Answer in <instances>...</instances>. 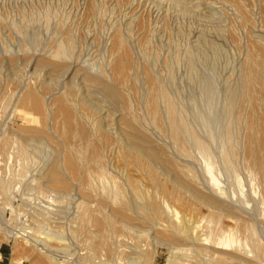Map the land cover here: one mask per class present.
Wrapping results in <instances>:
<instances>
[{
  "label": "rangeland",
  "instance_id": "obj_1",
  "mask_svg": "<svg viewBox=\"0 0 264 264\" xmlns=\"http://www.w3.org/2000/svg\"><path fill=\"white\" fill-rule=\"evenodd\" d=\"M130 16L134 17H132L131 25H127V21L131 18ZM119 31L120 35L118 34ZM114 33L122 38L127 48L129 47V54L132 56L134 66L131 71L133 75L131 74L129 84V91L131 92L128 101H130L131 108H134L137 115L141 118L140 120H142L144 129H147L145 131L150 139L157 145H162V147H166L167 145L164 148L168 149L169 154L173 157L175 156L174 158L183 164H186L188 170L197 171L196 176L200 175V171L202 170H204L202 173H206V165L210 166L216 185H214L215 183H208V176L205 174L207 186L213 185L217 193L224 192V196L229 194V198L232 197L233 200L234 198L239 199V205H243L242 208L247 209V212L249 211L248 217L249 219L251 217L249 223H252L249 224V227H253L249 228L251 230L248 229L246 236H244V238L246 237L245 239L243 237L237 238V243L234 242L233 246L235 250L243 252L246 249L247 251L245 252H248L249 244L247 239L249 235L261 240L260 243L264 247V224L262 226V222L264 221V185L261 174L255 169L252 156L249 155L250 152H248L247 145L249 143L247 137L250 134V125L259 120L256 126L255 123L253 125L255 132L257 131V137L259 126L264 124V101H262L263 98H260L263 91L261 85L255 81V95L257 96H255V112L257 115H255V112L253 116L247 113L246 108L247 110L249 109V103H245L244 106L246 108H243V104L241 105L239 102L240 107L243 110L245 109V112L238 116V120L235 119L232 113L229 114L224 110L227 97L226 90L229 86L239 87V90L244 95L248 92L250 93L251 90L247 92V89L242 86L243 72L241 70L246 67L249 59L252 60L251 57H255L251 62V67L253 66L252 68L257 72L255 75H259L257 61H260V59L264 60V0H0V58L3 59L0 62L1 143L7 138L6 135H9L8 142L0 143V147L5 146L11 141L20 143L30 141L46 149L43 152V163L45 165L47 164L46 162L51 161L54 158L53 147L47 144L43 138L38 140H18L17 138L19 137L17 135L9 134V126L13 128H21V126L24 128H28V126L29 128L32 126V128H47L46 130L54 138L57 137V139L64 134V126L60 115L52 113L48 115L46 112L48 116L45 120L46 114L43 117V114H31L20 109L22 107H19L20 105L17 101L19 86L21 82L25 86L33 76L28 75L31 70H27L26 63H28L27 61L37 59L39 56L44 57V59H56L54 51L58 46L62 50H65L64 54H68L72 58L70 60L67 55L63 54L68 58L67 60L74 62L77 58L76 62L78 65L82 61L83 63L81 64L83 66L90 67L91 70L93 67L92 71L103 72L113 61L110 40ZM87 37H90V39L88 40ZM6 55L7 58L8 55L11 56L9 58H13L14 61L7 60ZM246 58L249 59L247 60ZM145 68L158 81V84L162 85L169 92L168 94L171 95L172 99L174 98V102L176 101L181 106L182 111L185 112L184 121L187 122L186 125L188 124L189 131L191 129L192 133L198 139H201L202 144L191 137H187L188 140L186 138L187 141L186 143L184 141L185 144L183 143V146L175 143L176 140L171 137L169 128L165 122L166 118L164 120L162 117L161 123L163 124H160L161 126L157 123L155 125L154 122H149L151 120L147 114V116L145 115L146 112L143 107L147 96L146 82L143 76L145 74V70L143 69ZM43 71H46V68ZM60 76L62 78L63 73ZM19 80L21 81L20 83ZM23 80L27 81L24 82ZM88 83L87 81L84 82L87 90H89L88 94L92 99L96 100L98 98L97 90ZM40 85L42 86L43 83H39V87H41ZM60 86L58 85L55 90L65 93L64 87L61 89ZM42 88L45 89V86L43 85ZM42 88H39L42 93L49 92L48 89H45V91ZM60 92L59 94H61ZM70 92L71 96H78L77 90ZM78 97L76 98V100H79L77 101V105L81 107L88 117L85 125L90 130L89 138L91 141L82 138L77 133L74 136L72 133L73 135L69 136V143L65 144L66 147L60 145L63 153L70 151L74 156L76 160V162L74 161L75 167L77 168L75 170L77 174L74 173L75 179L71 183L72 188L70 187V190L63 195H66L68 200H71L76 195L78 202L81 200L78 190L87 191L90 199H92L89 200L90 202L86 200L89 203H87L88 206L86 205V208L93 210L92 212L95 213L97 210H103V206L99 202L97 203L96 194L105 192L103 195L106 197L112 196L111 199L115 196V200H111L109 197L108 199L111 200H109L111 205L118 206L120 198L126 199L128 197V189L125 184L126 177L132 176L136 179L139 183L137 184L142 190L146 188L150 189V184L146 180L148 181V175L152 173L150 171L154 172L156 168V171H159V165H151L149 161L142 158L139 159V156L134 152L129 153L126 157L127 163L124 161L122 162L123 165H120L119 158L121 160L123 158H121L119 151L115 150L116 148L111 150L113 152L106 149L108 143L116 140V134L103 132L97 128L98 118L96 119V113L90 111L81 95ZM47 100L46 103L49 102L48 98ZM17 106V110L20 109L21 111L17 112ZM227 125L230 126L232 132L229 140L225 137L224 131ZM95 131L97 132L95 133ZM88 142H92V144ZM256 143L257 141L255 145ZM180 146L182 147L180 148ZM174 147L178 148L174 149ZM24 149V147L20 148L21 152ZM35 149L38 151V148ZM64 149L68 150L65 151ZM98 155H101V159L98 158ZM128 163L131 164L128 165ZM122 167L128 169L125 168L123 170ZM195 172L191 173L195 174ZM67 175L72 176L68 172ZM197 180H200L199 176ZM160 181H164L162 176L160 177ZM73 182L76 185L78 183V185H74L75 183L73 184ZM164 183L173 195H179L182 198L178 196L179 199H176L179 202L174 201L177 204L174 206L178 211L184 205L196 206L193 200L188 202L189 198L185 197L186 195L183 192L184 198L182 197L183 194L180 193L181 191L167 181H164ZM199 183L202 186V182ZM146 184L148 186H145ZM221 188L224 189L222 190ZM119 193L120 196L122 195L121 197ZM180 200H183V202ZM86 201L84 200V203ZM77 209L72 214L70 209L68 210L65 232L67 239L66 256L70 258L68 259L67 257V261H64L63 264H69L70 261L71 263L75 261L74 264H84L87 262L86 259L84 260V258L79 256V251L87 246V235L84 231H79L78 229L74 234L71 232V229H74L73 227L78 226L81 222L78 218ZM181 212H178L179 214H177L175 221L178 222L180 220ZM257 219L263 221L261 222ZM219 223L222 224L223 221ZM90 226L91 224L89 223ZM144 227L147 229L148 226ZM146 229L143 231L147 232ZM36 232V234L43 235V232L47 231L40 230L38 232L36 229ZM133 232L137 231L134 230ZM121 233H124L123 236L126 234V242L124 241L121 246L122 248H124L125 244L127 246L124 248L125 251L121 249L117 255V263L125 264V256L127 257V255L132 254L128 246L135 247L139 244L143 248L147 247L148 253L150 252L148 255V259L150 260L147 259L149 264H168L166 258L170 253L169 247L163 244L161 240H158V243L156 238L151 235L152 233L147 232L148 235L145 233L146 235L138 239L137 235H133L131 232H123L122 230ZM128 234H131L133 238ZM135 235L136 238L134 237ZM146 236H149V238H144ZM13 244L15 254L13 253L11 256L12 264H20L17 261L18 258L20 261L26 259L27 262H24V264H39L36 258L29 255L31 253L30 248L24 240H17L16 242L14 240ZM217 245L220 244L218 243ZM83 251H85V248ZM153 253H155V256ZM26 256L29 257L27 258ZM192 258L185 260V263H188V261L191 264L200 263L199 258ZM109 261L105 264H116V261L113 259Z\"/></svg>",
  "mask_w": 264,
  "mask_h": 264
},
{
  "label": "bare ground",
  "instance_id": "obj_2",
  "mask_svg": "<svg viewBox=\"0 0 264 264\" xmlns=\"http://www.w3.org/2000/svg\"><path fill=\"white\" fill-rule=\"evenodd\" d=\"M130 13L133 15L132 12ZM130 17L131 18H129L128 21L126 20L127 25H131V22L133 20L132 17L134 16H130ZM115 33L111 36V40H110V49L112 53V55L111 54L110 55L113 61L108 68L105 67L107 69L105 70L101 69L103 70V72L92 71L94 68L92 67L91 70L90 67L88 68L83 66L81 64L83 63L82 61H80L81 65L80 64L78 65L76 62L77 60L76 57H75L76 60L73 59L75 60L74 62L67 60L68 58H66L65 56L67 55V57H69L68 54H64L65 50H62L58 46L56 47L57 49H55L54 51L55 53L54 56L56 57V59H47V58L44 59V57H40V56L37 57L38 56L37 55L36 56L37 59L27 61L28 63L25 62L27 64L26 65L27 70H31L30 74L28 75L31 76L33 75L34 77L32 76L31 80L25 86H23L22 85L23 82L19 80V83L21 82V85L19 86L20 87L19 92L17 93L18 94L17 101L20 105L19 107H22L20 108L21 110H25V112H30L31 114H35V113L36 115L37 113L43 114V117L44 114H46V112L48 113V115L49 113L60 115L62 118V124L64 126V134L62 135V137H59L58 139L57 137L54 138V136L46 130L47 128H41V127L32 128L33 126L31 128H29V126L28 128H24L22 126L21 128H13L9 126V134L10 135L15 134V136L17 135V137H19L17 138L18 140L20 139L38 140L43 138L47 144H50L53 147L52 151L54 158H52L51 161L46 162L47 163L46 165L45 163H43L44 166L40 171V174L36 177L37 180L36 183L38 190L51 189L57 194L60 193L59 196L61 195L63 196L64 193H67L70 190V187L72 188L71 183L73 179H75L74 173L76 172L75 170L77 169L75 167L76 160L74 159V156L70 153V151L69 152L67 151L68 149L67 150L64 149L67 152L63 153V151H61L60 149L61 148L60 145L62 146L64 145L66 147V145L69 143L70 140L69 136L73 134L75 136L76 133L77 135L78 134L81 135L82 138L87 139L88 141L90 140L89 138L90 130H88L85 125L88 118L87 114L81 109L79 105H77V101L79 100L78 99L76 100V98L78 96L80 97V95L82 96L81 98L85 100L84 103H86L90 111L96 113L97 117L95 115L94 116L96 117V119L98 118V122L96 125L97 128L101 129L103 132H108L113 135L116 134L117 136V137L115 136L116 140L108 143V146L107 144H105L107 147L106 146L104 147H106V149L109 151L113 150L114 148H116L115 150L119 151L121 158H123L122 160L119 158L120 160L119 162H121L120 165H123L122 162L124 161L125 163H127L126 157L131 152L136 153L139 156V159L142 158L149 161L151 165L152 164L159 165L158 168L159 171H156L157 168L155 169L154 172L150 171L152 173L148 175V181L146 180V182L147 183L149 182L150 184V189L146 188L145 190H142L139 187L138 185L139 183L136 179H134L132 176H127L125 179V184L128 189L127 192L128 197L126 199H124L123 197L120 198L121 200L122 199L123 200L118 201L119 202L118 206L116 205L114 206V204L111 205L110 203V201L113 200L115 196H113V198L111 199L112 196L106 197L105 195H103L105 194V192H102L101 194H96V198H97V203L99 202V204L103 206V210L95 209L97 211H95L94 213L92 212L93 210H88L89 208H86V205L88 203L87 201L92 199V198L90 199V195L88 194V192L85 190L83 191L82 189H80L82 191L78 190L79 192L78 195L80 196L81 200L77 202L76 208H78L77 214L81 222L80 223L78 222L79 223L78 226H74L73 227L74 229H71V232L74 234L75 232H77L76 230L78 229L79 231L80 230L84 231V233L87 235L86 238L87 246L85 245L86 247H84L85 241L83 243V247L85 248V251L82 252V250H84L83 247H81L83 249L79 251L80 254L81 253L83 254V255L79 254V256L84 258V260L86 259L87 261V262L84 261L86 262L84 264H105L112 259L116 261V264H119L117 263L118 260L116 259V257L118 258L117 255L120 253V250L123 249L125 251L124 248L125 246H127L126 244L125 246H123L124 248H122L121 246L124 243L126 236V234L125 236H123L124 233H121L122 230L123 232L124 231L131 232L133 233V235L136 234L137 239L142 238L141 236H144L147 234V232H150L152 233L151 235L154 238H156V241L158 243L160 240L163 241V244L168 246L170 249L169 256H167L166 258L168 264H191L189 261L188 263L187 262L185 263V260H190V258L192 257L199 258L201 264H264V247L263 245H261L260 243L261 240H259L258 238H254L252 235L248 236L247 241L249 244V248H248L249 250L247 253L245 252L247 251L246 249L245 251L240 252L233 248L234 242L238 240L237 238L238 237L244 238V236H246L248 232V229L250 227L251 228L253 227V226L249 227V224H252L249 223L251 217L249 219L248 217L249 211L247 212L246 211L247 209H243L242 208L243 205L242 206L239 205L240 202L239 199L234 198L233 200L232 197L231 198L228 197L229 194L228 195L226 194V196H224L225 194L224 192L223 193L221 192L220 194L217 193L216 189H214L215 186L214 187L213 185L207 186V178H208V183L209 182L212 184L215 183L214 185H216V182H214L215 177L212 173L210 166L206 165V169H205L206 173H202V171L204 170L202 171L199 170L200 175L196 176L197 171L195 172L188 170L186 164H183L182 162L175 159L174 158L175 156L173 157L171 154H169L168 149H165L167 145L166 147L164 146L165 148L162 147V145L161 146L157 145L150 139V137L146 133L145 130L147 129H144V126L141 122L142 120H140L141 118L139 117V115H137L134 108H131V105L129 104L130 101H128L129 94L131 92L129 91V84L132 74L131 71L134 66L132 61L133 59L131 58L132 56L129 54V50H128L129 47L127 48L124 45L122 38L119 36L120 31L118 33L119 35ZM87 39L89 40L90 37H87ZM9 57L11 56L8 55L7 58L6 55L7 60L13 62L14 59ZM253 58L255 57H251L252 60H254ZM69 59L72 60V58L70 57ZM1 60L3 59L0 58V62ZM252 60L249 59L248 63L246 64V67L245 68L242 67L243 70H241V72H243L242 86H244V88L247 89V92L248 90L249 91L251 90L250 93L248 92L244 95L239 90V87H232V86H229L226 90L227 97H226V105L224 110L227 111L229 114L232 113V115L237 120H238V116H240L242 113L245 112L244 111L245 109L243 110L240 107L239 102L241 103V105L243 104V108H246L244 106L245 103H249L248 104L249 109L247 110L246 108V111H248L247 113H250L249 115L252 116L254 115L255 96H256L255 81H257L262 87L263 91L259 89L262 91V97L260 98H263V100L262 99L261 100L264 101V76H263L264 60L260 59V61H257L258 62L257 65L259 66L258 76L255 75V73L257 72H255V69L252 68L253 66L251 67ZM85 65L87 66V64ZM88 65L90 66V64ZM45 68L46 71H43V69ZM146 68L143 69L145 70V74L143 76L146 82L145 84L147 88L146 89L147 96L145 98L146 100L144 99L145 103L143 107L146 112L145 115L147 114L151 120L149 122H154V124L157 123L158 125H160L163 124L161 123L162 117L163 119L166 118L165 122L167 123V126L169 128V133L171 137L176 140V142L174 141L175 143H178V145H182L184 141L186 143V141L188 140L187 137H191L193 139H196V141L199 142L200 144H202V141H200L201 139L200 138L198 139L197 136H195L192 133L191 129H190L191 132L189 131L188 129L189 126H187L188 125V124L186 125L187 122L184 121L185 112L182 111L181 106H179V104L176 103V101L174 102L173 100L174 98L172 99L171 95L168 94L169 92L162 85L158 84V81H156L155 78L151 76L152 74L151 75L149 74V71H146ZM61 73H63L62 78H60ZM23 81L25 82L27 80H23ZM85 81L89 82L91 86L97 90L98 98L96 100L92 99L89 96L88 94L89 90H87L85 86L86 84H84ZM39 83L41 84L43 83L45 89H48L49 92L42 93L41 89L39 90V88H42L43 85L42 86L40 85L41 87H39ZM58 85H61L60 86L61 89L62 87H64L66 92L63 91L65 93H61L59 90V92L61 93L59 94V92L55 90L57 89ZM42 89L45 90L44 88ZM72 90L78 91L77 92L78 96L76 95L77 97H75L74 95L71 96L70 91ZM47 98L49 99L48 103H46ZM17 109L18 106L16 107V110ZM19 110H17V112ZM48 115L47 114L45 115V120ZM255 115H257L256 112ZM257 122H259V120L254 122L255 126ZM229 125H227L224 130L226 135L225 137L228 140L230 139L232 134ZM253 125H250V134L247 137L249 142V143L247 142L248 152H250L249 155L252 156L255 169H257V171H259V173L261 174L264 185V124H261L259 126V134L257 135L258 138L256 137L257 131L255 132ZM96 132L97 131H95V133ZM6 136H7L6 138L7 140L4 139L3 143L8 142L9 135ZM256 141L257 143L255 145ZM89 144H92V142ZM182 146H180V148ZM175 148L178 147H174V149ZM115 152L117 153V151ZM100 156L101 155H98L99 159H101ZM224 158L226 157L224 156ZM135 162L138 163L139 161H135ZM130 164L131 163H128V165ZM125 168H123V170H125ZM189 171L195 172V174L194 173L192 174ZM67 172L70 173L72 176L67 175ZM205 174L208 176L207 178L205 177ZM161 176L164 178V181L169 182L172 186H174L179 191H181L180 193L183 192L186 196L182 193L183 194L182 197L184 198L185 196L189 198L188 202L192 200L195 202L196 205L195 207L184 205L185 206L184 208V206L181 205L183 208L181 207L182 209L180 208L181 210L179 211L181 212L183 210V212H181L180 214L181 217L179 216L180 220L178 219L179 220L178 222L175 221V218L177 217V214H179L178 213L179 211L175 208L174 205L176 204V202H179V200H177L176 198L179 199L180 196L178 195L179 196L178 197L177 195L176 196L173 195L171 190L166 187L164 181H160ZM198 176L200 180H197ZM198 181L202 182V186L201 183H199ZM74 183L75 182H73V184ZM74 185H76V183ZM145 186L148 185L146 184ZM108 197L111 200L108 199ZM263 198H264V189H263ZM84 200L85 201L87 200L86 203H84ZM175 200L176 202L174 203ZM181 202H183V200ZM255 203L257 204V202ZM88 211L90 214L88 213ZM257 220H260L262 222L264 219L263 220L257 219ZM222 221L223 223L220 224L219 222ZM224 222H226L225 225ZM89 223L91 224L90 227H89ZM263 224L264 221L262 222V226ZM144 226H148L147 229ZM143 228H145L147 232H144L145 229ZM43 230L45 229H42L41 231ZM134 230L137 232H133ZM46 231L47 232H43L44 233L43 235L36 234L37 232L35 225V227L32 230H30V234L26 238H24V242L30 248L29 250L31 253L29 255H32V257L36 258V261L39 264H63L64 261H67V257H68L66 256L67 253H63L61 251L62 249H65V247L67 246L66 243L64 246L61 245L54 246V244L50 242V239L52 238H57L58 240L63 239V237H61L59 233L58 234L56 233L57 231H59V229L56 230L55 232L56 234L52 233L49 230ZM128 235L131 236V234ZM136 235L134 236L135 238ZM131 237L133 238V236ZM144 238L148 239L149 236L148 237L146 236ZM16 241L17 240H15V242ZM215 243L217 244L219 243L220 245H217ZM57 247L60 248L61 250H58L60 251L58 253H54L53 249H56ZM128 247L130 248L129 250H131L130 252L132 254L127 255V257L125 256L126 258V260H124L125 264H149L147 262V259L150 252L148 253L147 247L143 248L139 244L136 245L135 247H130V246ZM153 254L155 256V253ZM26 257L28 258L29 256ZM69 258L70 257H68V259ZM18 259L17 261L18 263H20L21 261L20 259L19 260ZM74 262L71 263L70 261L69 264H74Z\"/></svg>",
  "mask_w": 264,
  "mask_h": 264
},
{
  "label": "built area",
  "instance_id": "obj_3",
  "mask_svg": "<svg viewBox=\"0 0 264 264\" xmlns=\"http://www.w3.org/2000/svg\"><path fill=\"white\" fill-rule=\"evenodd\" d=\"M21 147L26 149L21 152ZM45 150L30 141H11L0 147V264H12L14 240H24L35 225L38 232L45 229L55 233L59 229L57 234L63 239L52 238L50 242L56 246L67 243V214L69 209L74 213L77 197L68 200L51 189L37 190L36 177L44 166ZM58 250L53 249L54 253ZM61 251L66 253V247ZM24 262L27 260L20 264Z\"/></svg>",
  "mask_w": 264,
  "mask_h": 264
}]
</instances>
